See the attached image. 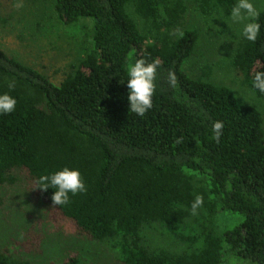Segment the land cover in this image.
<instances>
[{
  "label": "trees",
  "instance_id": "1",
  "mask_svg": "<svg viewBox=\"0 0 264 264\" xmlns=\"http://www.w3.org/2000/svg\"><path fill=\"white\" fill-rule=\"evenodd\" d=\"M237 0H195L206 19L228 16ZM256 42L240 39L232 67L252 87L264 65V1ZM59 24L91 22L90 37L55 84L0 48V94L17 99L0 116V186L25 176L43 213L92 242L107 243L120 264H264V118L235 92L184 69L198 41L180 31L181 0H50ZM183 32V36H179ZM159 60L153 107L129 114L119 81L128 63ZM174 71L177 84L167 83ZM15 83L9 89V83ZM222 121L217 142L212 124ZM79 169L85 193L54 206L42 174ZM204 199L191 214L195 196ZM217 213L242 217L218 232ZM165 242L152 245L154 238ZM173 246V247H172ZM0 264H33L0 251ZM50 264H77L74 257Z\"/></svg>",
  "mask_w": 264,
  "mask_h": 264
},
{
  "label": "rangeland",
  "instance_id": "2",
  "mask_svg": "<svg viewBox=\"0 0 264 264\" xmlns=\"http://www.w3.org/2000/svg\"><path fill=\"white\" fill-rule=\"evenodd\" d=\"M176 2L178 0H170ZM187 10L183 31L198 33L193 56L184 65L191 77H206L232 89L244 104L255 105L264 118V98H257L232 67L234 50L240 42L242 24L225 17L206 19L198 14L195 0H181ZM264 0H252L260 10ZM91 22L74 26L59 24L50 0H0V48L10 56L47 75L59 84L67 66L75 62L82 44L90 37ZM12 185L0 186V251L19 261L33 264L62 262L74 257L77 264H120L107 243H97L78 235L70 227L57 228L43 213L30 191V181L22 175ZM211 225L224 232L242 222L231 213H217ZM163 246L158 237L152 245ZM173 247V246H172Z\"/></svg>",
  "mask_w": 264,
  "mask_h": 264
},
{
  "label": "clouds",
  "instance_id": "3",
  "mask_svg": "<svg viewBox=\"0 0 264 264\" xmlns=\"http://www.w3.org/2000/svg\"><path fill=\"white\" fill-rule=\"evenodd\" d=\"M259 11L252 0H237L231 8L228 19L236 24H242L240 37L249 42H256L261 32V23L258 22ZM179 32V36H183ZM159 60L136 59L134 63H128L124 71V77L119 81L127 88V104L129 114L144 117L153 107V96L157 90ZM167 83L175 88L177 77L174 71L167 74ZM252 87L264 93V65L255 70L251 81ZM9 89L15 88V83L8 84ZM17 99L5 92L0 94V116L12 114L16 110ZM224 124L216 121L212 124V132L219 142L223 132ZM38 188L47 191L53 189L51 200L54 206L67 205L70 196L85 193L87 191L85 182L79 169L63 167L59 170L42 174L37 180ZM204 205L203 196L197 195L191 202V214L197 215Z\"/></svg>",
  "mask_w": 264,
  "mask_h": 264
}]
</instances>
